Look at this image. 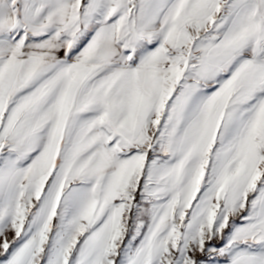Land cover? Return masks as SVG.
Wrapping results in <instances>:
<instances>
[{"label": "snow or ice", "instance_id": "snow-or-ice-1", "mask_svg": "<svg viewBox=\"0 0 264 264\" xmlns=\"http://www.w3.org/2000/svg\"><path fill=\"white\" fill-rule=\"evenodd\" d=\"M0 264H264V0H0Z\"/></svg>", "mask_w": 264, "mask_h": 264}]
</instances>
